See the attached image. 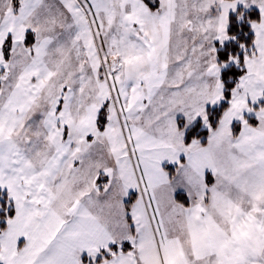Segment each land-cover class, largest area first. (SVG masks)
Instances as JSON below:
<instances>
[{"label": "snow or ice", "instance_id": "1", "mask_svg": "<svg viewBox=\"0 0 264 264\" xmlns=\"http://www.w3.org/2000/svg\"><path fill=\"white\" fill-rule=\"evenodd\" d=\"M0 264H264V0H0Z\"/></svg>", "mask_w": 264, "mask_h": 264}]
</instances>
